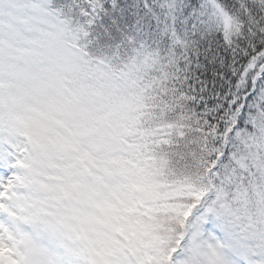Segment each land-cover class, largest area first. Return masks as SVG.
I'll return each instance as SVG.
<instances>
[{
	"label": "snow or ice",
	"instance_id": "6c2138e0",
	"mask_svg": "<svg viewBox=\"0 0 264 264\" xmlns=\"http://www.w3.org/2000/svg\"><path fill=\"white\" fill-rule=\"evenodd\" d=\"M0 264H264V0H0Z\"/></svg>",
	"mask_w": 264,
	"mask_h": 264
}]
</instances>
